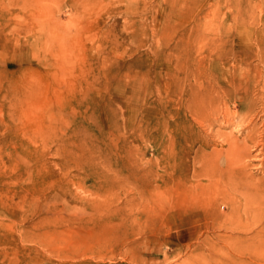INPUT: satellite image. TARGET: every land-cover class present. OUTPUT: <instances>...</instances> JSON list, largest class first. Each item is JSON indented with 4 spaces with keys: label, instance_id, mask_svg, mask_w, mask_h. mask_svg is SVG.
<instances>
[{
    "label": "rangeland",
    "instance_id": "1",
    "mask_svg": "<svg viewBox=\"0 0 264 264\" xmlns=\"http://www.w3.org/2000/svg\"><path fill=\"white\" fill-rule=\"evenodd\" d=\"M263 90L264 0H0V264H264Z\"/></svg>",
    "mask_w": 264,
    "mask_h": 264
},
{
    "label": "bare ground",
    "instance_id": "2",
    "mask_svg": "<svg viewBox=\"0 0 264 264\" xmlns=\"http://www.w3.org/2000/svg\"><path fill=\"white\" fill-rule=\"evenodd\" d=\"M240 77V75H239ZM227 81V80H226ZM234 82V81H233ZM226 83V82H225ZM224 83V84H225ZM228 83V82H227ZM236 83V82H235ZM238 83V82H237ZM250 83V81H249ZM240 84V83H239ZM256 85V84H255ZM247 86V85H246ZM255 87V86H253ZM183 92H185L187 94V88H183L182 90ZM264 91V90H263ZM185 94V95H186ZM247 95V94H246ZM240 96V95H239ZM250 96V95H249ZM249 96H248V100H249ZM212 97V96H211ZM214 97V96H213ZM238 98V97H237ZM244 98V97H243ZM260 98V97H259ZM263 98V97H262ZM247 99V98H246ZM258 101V100H257ZM246 102V101H245ZM249 102V101H248ZM234 103V102H233ZM244 103V101H243ZM224 105V104H223ZM246 105V104H245ZM249 105V103L247 104ZM263 105V104H262ZM253 106V105H251ZM203 107V105H202ZM217 106L214 105L213 108H216ZM236 107V106H234ZM219 107H217L215 110H218ZM199 110V109H198ZM222 113H223V109ZM253 112V110H252ZM237 114V113H236ZM251 111H249L248 113H246L241 119L240 121L237 123L238 126V130H247V136L244 138L243 141H240L238 139H229V148L228 150H225V152L230 151L231 153V157H230V161L232 163H234L233 165L237 164L236 167L238 166V180L235 181L234 183H232L231 186V191L230 189H227L226 192L222 189L218 187L215 190L217 191V198L218 197H224L226 199H228L227 201H225L227 204L231 205L232 209L237 208V214L240 216V209L242 207V209L244 208L245 211V215L248 219L253 218L255 221L261 220L263 221V226L261 228L260 231L261 232L259 234L254 235L253 237L255 238H260L259 240L264 242V181H262L260 178L255 177L253 174L248 173L247 171H242V169H244L243 167H247L250 166L249 161H258L261 162L260 165L258 166V168H263L264 169V120L261 122L260 127H262V131L258 130V123L255 122V119L257 118V113L255 115H250ZM264 114V113H263ZM234 115V114H233ZM262 115V114H260ZM235 116V115H234ZM217 117V116H216ZM223 119H226V121L228 123L233 122V124H236V122H234L235 120L232 118H227L226 113L224 112L222 115ZM236 117V116H235ZM219 118V116H218ZM258 119V118H257ZM216 121V120H215ZM202 124V123H201ZM206 126L208 124H205ZM210 125V123H209ZM203 126V125H202ZM215 126V125H214ZM213 126V127H214ZM219 126V125H218ZM204 129V127H203ZM208 130V129H207ZM217 130V129H216ZM232 130V129H231ZM237 130V128H236ZM209 133V132H208ZM207 134V133H206ZM215 135V134H214ZM228 135H231L230 133ZM240 134H238L239 136ZM223 136V135H222ZM227 136V135H226ZM219 137V136H218ZM225 137V136H224ZM224 139V138H223ZM241 139V138H240ZM243 139V138H242ZM222 140V139H221ZM225 140V139H224ZM227 141V140H226ZM221 142V141H220ZM228 142H225V144ZM224 144V143H222ZM221 149V148H220ZM213 150V148H212ZM224 150V149H222ZM215 151V149H214ZM256 152V153H255ZM214 153V152H213ZM219 153V152H216ZM197 155V154H196ZM222 157V154H219ZM229 155V154H228ZM215 157L214 160H216V156L213 155ZM196 158V157H195ZM213 158V157H211ZM228 158V157H227ZM226 158V159H227ZM229 159V158H228ZM205 160V159H204ZM213 161V160H212ZM206 162V161H205ZM229 162V160H228ZM213 163V162H212ZM211 163V165H213ZM203 165V163H201ZM230 164V163H229ZM228 165V164H227ZM232 165V164H231ZM232 167H235L233 166ZM209 166V165H208ZM207 166V167H208ZM229 166V165H228ZM256 166V165H255ZM211 167V166H210ZM214 168V166H212ZM211 167V169H212ZM235 167V168H236ZM251 169V168H249ZM254 169V168H253ZM234 170V169H233ZM247 170V169H244ZM258 170V169H257ZM208 171V170H207ZM264 173V170H263ZM213 174V173H211ZM236 177V176H235ZM200 180V179H199ZM220 180V178H219ZM233 181V180H232ZM219 183V182H218ZM199 185V184H198ZM194 187V186H193ZM236 195H239L241 197L240 200H237ZM214 199V198H213ZM215 200V199H214ZM212 201V198H211ZM239 201V203H238ZM211 203V202H210ZM238 203V205H237ZM210 206V205H209ZM209 208V207H208ZM223 212V211H222ZM214 213H217V209L214 210ZM218 215V213H217ZM243 216L241 215V218ZM198 218V217H197ZM230 219V218H229ZM197 220V219H196ZM241 221V219H240ZM206 223V222H205ZM193 225V224H192ZM191 225V226H192ZM200 227V226H199ZM234 228V227H233ZM198 229V227H197ZM228 232V231H227ZM252 232V231H251ZM236 233V232H235ZM238 233V231H237ZM234 234V233H233ZM230 236V235H228ZM233 236V235H232ZM213 238V237H212ZM211 239V238H209ZM253 240V239H252ZM235 243V242H234Z\"/></svg>",
    "mask_w": 264,
    "mask_h": 264
}]
</instances>
